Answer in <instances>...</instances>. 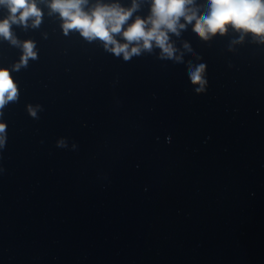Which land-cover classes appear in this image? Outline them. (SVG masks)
I'll list each match as a JSON object with an SVG mask.
<instances>
[{
    "label": "clouds",
    "instance_id": "clouds-1",
    "mask_svg": "<svg viewBox=\"0 0 264 264\" xmlns=\"http://www.w3.org/2000/svg\"><path fill=\"white\" fill-rule=\"evenodd\" d=\"M206 11L196 0H151L149 14L146 17L134 13L140 8L139 0H132L131 6L125 7L119 2L105 0H48L49 15L56 14L62 21L65 35L76 31L87 41L99 40L105 50L116 57L130 61L143 52L151 53L153 48L160 49V59L182 62L176 55V48L170 42V33L179 36L181 30L191 25L192 31L204 41L225 35L229 28L254 40L264 43V0H206ZM0 6L7 8L8 15L0 19V38L13 46L22 48L19 61L11 70L0 67V116L10 103L19 100L20 90L12 72L27 68L30 59L37 58L36 45L32 40L19 41L12 32V26L27 29L29 21L32 28L42 23L43 11L37 0H0ZM183 20V22H181ZM131 21V22H129ZM117 37H121V42ZM189 48L188 44L184 45ZM206 65H189L187 75L193 85H199L197 93L205 92L208 81L204 77ZM37 109L28 106L31 117H37ZM7 125L0 122V148L6 141ZM58 146L63 147L64 141Z\"/></svg>",
    "mask_w": 264,
    "mask_h": 264
}]
</instances>
